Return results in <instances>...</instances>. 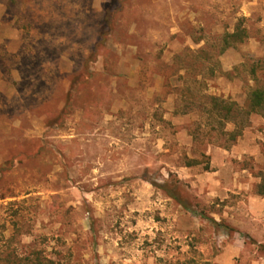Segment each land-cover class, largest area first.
<instances>
[{
    "label": "rangeland",
    "instance_id": "1",
    "mask_svg": "<svg viewBox=\"0 0 264 264\" xmlns=\"http://www.w3.org/2000/svg\"><path fill=\"white\" fill-rule=\"evenodd\" d=\"M122 1L125 10L136 8L127 26L116 12L120 2L112 0H0V166L17 154L0 173V236L19 226L21 253L37 247L62 264H175L200 259L192 247L195 226L203 230L213 216L232 215L245 230L241 195L200 197L204 184L190 182L204 163L188 171L181 154L199 157L205 145L231 150L250 131L245 142L260 155H227L218 176L257 180L256 186L264 181V117L252 113L241 137L224 148L207 143L206 134L203 143L189 134L204 123L199 98L184 113L175 109L187 102L179 97L185 86L243 105L253 81L236 66L264 62V40L256 33H264V0ZM107 5L114 26L104 33ZM242 16L249 37L219 53L222 33ZM101 37L107 55L95 53ZM199 49L212 61L194 58ZM108 76L103 112L91 120L82 107L93 104L95 91L85 81L95 86ZM68 88L77 107L47 126L50 113L66 107ZM185 221L195 234L185 238L189 247L182 252L171 236ZM259 240L264 234L245 239L237 264L264 258Z\"/></svg>",
    "mask_w": 264,
    "mask_h": 264
},
{
    "label": "trees",
    "instance_id": "2",
    "mask_svg": "<svg viewBox=\"0 0 264 264\" xmlns=\"http://www.w3.org/2000/svg\"><path fill=\"white\" fill-rule=\"evenodd\" d=\"M112 2H120L119 7L116 9L117 15L118 13H122L123 19L122 24L127 26L129 24L130 18L133 13L136 11V8L128 11L125 10L127 6L124 1L121 0H112ZM104 11V20L102 22L101 29L103 27L104 33L108 30H113L114 20L112 21V10L107 7H103ZM116 17V16H115ZM246 18L240 17L236 21L233 29L231 31H225L222 33L219 41V53H222L224 50L230 47H236L238 44L242 43L247 37H249V29L246 25ZM106 31V32H105ZM256 33L259 35L260 39L264 40V33H261L259 30H256ZM104 38L101 37L100 41L94 43L93 47L95 48V53L107 55L108 50L103 49L101 46V41ZM194 58L200 59L201 63L206 61H212L208 53L204 49H199ZM215 63V62H214ZM243 67L245 70V74L253 81V85H251L246 93V97L244 100L243 105H240L235 100H231L228 98H224L221 96L213 95V94H196L192 89L191 86H185L180 92L179 97L180 99H184L187 101L181 107L176 108L175 112H186L190 106V103H195L193 100L195 97L199 98L202 101L201 106H199V111L201 115L204 117V123L198 122L196 127L193 129H189V134L192 136L193 140L197 141L198 143H203L204 137L206 134L208 138H206L207 143H212L218 146H222L224 148H229L232 144H234L237 139L242 135L243 129L248 125L249 117L252 113L261 114L264 117V82L262 81L264 76V62L262 58H252L250 60H245L241 62L239 65L236 66ZM211 71H213V67H210ZM90 75H97L101 76L99 72L91 73ZM110 78L99 80L95 86L90 84L91 78L86 80L85 82L88 85L89 89L94 87L95 96L92 101L93 104L88 105V103L84 104L82 107L83 116L94 120L97 116H99L102 110L103 101L107 95V86L104 84V81H107ZM197 82H199L197 80ZM201 84V82H199ZM71 88H68L66 91V100L67 105L64 109L56 110V112L50 113V118L47 120V126L58 125L60 121L64 118L69 117L73 110L77 107L76 102L73 100L71 93ZM159 120L164 121L160 114H155ZM63 122V121H62ZM228 123L232 124L231 129H226V125ZM206 126L207 130H201V127ZM211 133H217L219 136H223V142H215L210 137ZM40 154L39 151L33 152L32 156ZM199 157L197 156H188L185 152H182V160L185 166H192L201 164L202 162L204 169H209V156L205 154L203 151L198 152ZM18 155L21 157L27 156V154L19 152ZM17 154H10L6 158L5 161L0 166V173H5L9 171L12 166L15 164V158ZM6 191V188H4ZM9 190V189H8ZM3 190V195L4 192ZM257 191L260 194H264V181H261L257 185ZM166 194L174 199H178L175 192L170 191L167 189ZM2 195V196H3ZM179 203L182 201L179 200ZM28 231V228L24 230V232ZM23 231L20 230L19 226H13L12 232L9 235H1L0 236V264H62L59 260L55 258H51L47 256L43 250L37 247H30L25 252L21 253L17 250L16 243L18 242L20 234ZM179 264H195L192 261H184Z\"/></svg>",
    "mask_w": 264,
    "mask_h": 264
},
{
    "label": "crops",
    "instance_id": "3",
    "mask_svg": "<svg viewBox=\"0 0 264 264\" xmlns=\"http://www.w3.org/2000/svg\"><path fill=\"white\" fill-rule=\"evenodd\" d=\"M251 132H244L243 139L239 140L237 144H232L233 147L231 150H226L220 147L208 148V145H205V150L203 151L208 156L210 155L209 169H204L203 174H198L195 181L190 182L192 185L196 183H203V191H201L200 197L203 199L207 197H216L220 196L222 198L228 196L229 192L236 193L241 195L238 205L244 206L245 214V230L241 229V226L237 225V222L233 220L232 215H217L213 216L209 220L211 224H208L206 228L201 230L198 226L196 227L197 238L192 242L193 249H197L198 253L201 254L200 259L191 258L189 261L194 262L195 264H237L239 262V257L242 254L245 248V239L256 237L257 235L264 234V225L260 224L261 221V212L264 211V194H260L257 191V180L250 182H242L238 180L233 181H223L221 176H218L219 173L224 169V158L227 155H235L242 153H250L251 155H256L255 145L250 143V140L246 141L247 135ZM241 137V136H240ZM239 137V138H240ZM238 138V139H239ZM237 139V140H238ZM243 145V146H242ZM206 148L208 149L206 151ZM260 155V154H258ZM256 155L255 158L258 156ZM264 155H261V157ZM200 165V164H197ZM196 165L184 166L183 168L194 169ZM245 169L240 170L244 172ZM250 176V174L247 173ZM257 179V177H255ZM254 186L256 190H253ZM241 209V208H240ZM231 214V212H230ZM185 216V214H183ZM192 216L191 213L189 214ZM202 215H200L201 217ZM204 218V217H203ZM181 216V220H182ZM191 219V218H189ZM173 221L179 223L176 218H173ZM215 226H218V229L215 230ZM174 225V224H173ZM195 227L190 226L187 221L181 222L180 228L172 232V240H175V243H178L180 246L178 249L182 252L189 247V244L185 243L187 237L194 235ZM180 237L184 240H180ZM241 241V243H240ZM181 243V244H179ZM258 243H264V240H259ZM244 250V251H245ZM187 261V259L182 258L177 260L175 264ZM250 264H264V258L261 261L252 260Z\"/></svg>",
    "mask_w": 264,
    "mask_h": 264
}]
</instances>
